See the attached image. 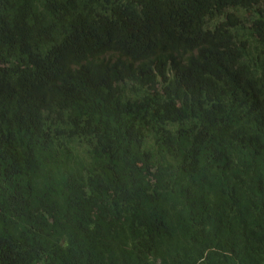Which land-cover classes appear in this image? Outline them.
I'll return each mask as SVG.
<instances>
[{
  "label": "trees",
  "instance_id": "obj_1",
  "mask_svg": "<svg viewBox=\"0 0 264 264\" xmlns=\"http://www.w3.org/2000/svg\"><path fill=\"white\" fill-rule=\"evenodd\" d=\"M0 55V264H264V0H0Z\"/></svg>",
  "mask_w": 264,
  "mask_h": 264
},
{
  "label": "bare ground",
  "instance_id": "obj_2",
  "mask_svg": "<svg viewBox=\"0 0 264 264\" xmlns=\"http://www.w3.org/2000/svg\"><path fill=\"white\" fill-rule=\"evenodd\" d=\"M260 8H261L260 5H259V6H256L255 8H252V9H251V14L253 15L254 13H257L258 10H259ZM224 9H225V11L223 12L222 15L228 17V20L231 19L230 16H233V15H231L233 11H237V12H239V10L242 11L241 14H245L246 16H250V19H251V17H252L251 14H249L247 11H245L244 9L240 8V7L237 6V5H233V4H232V6H228V5H227L226 8H224ZM233 17H234V16H233ZM250 19H249V20H250ZM231 20H232V19H231ZM249 20L246 21V22H241V23L243 24L244 29H245L246 31L248 30V27H249V25H250ZM233 21L236 22V23H239V22H240V19H239V18H237V19H233ZM14 26H15V24H14ZM16 33H17V31H16ZM17 37H18V36H17ZM20 37H21V36H20ZM24 37H26V36H24ZM24 37H23V38H24ZM18 38H19V37H18ZM18 38H17V39H18ZM26 39H27V37H26ZM19 40H21V39H19ZM23 41H24V40H23ZM9 42H10V41H9ZM14 42H16V41H14ZM24 42H25V41H24ZM24 42H22V43L24 44ZM10 43H11V42H10ZM26 43H27V42H26ZM26 43H25V44H26ZM8 44H9V43H8ZM17 44H18V43H17ZM25 44H24V45H25ZM6 45H7V44H6ZM12 45H13V44H12ZM24 45H23V46H24ZM13 46H14V45H13ZM15 46L17 47V46H19V45H15ZM20 46H21V45H20ZM25 46H26V45H25ZM25 46H24V47H25ZM207 47H208L207 45H203V44H201V45H198V46H196V47L190 49V50L187 52L186 56H185L184 62H186L185 60H186L189 56H191V55H195V54L199 53L200 51L204 50V49L207 48ZM10 48H11V47H10ZM14 48H15V47H14ZM22 48H23V47H21V49H22ZM17 49H19V48L17 47ZM23 49L25 50V48H23ZM23 49H22V52H25ZM14 51H15V50H14ZM11 52H12V51H11ZM22 52H20V53L22 54ZM15 53H16V51H15ZM18 53H19V52H17V54H18ZM20 53H19V54H20ZM0 57H1V55H0ZM2 57H3V56H2ZM16 58H20V56H18V57L16 56ZM1 59L3 60V58H1ZM13 59H15V57H14ZM11 61H12V60H11ZM11 61H10V62H11ZM17 61H18V60H17ZM184 62H183V63H184ZM11 63H12V62H11ZM20 63L23 64L22 62H19V63H18V66H19ZM13 64H14V62H13ZM15 65H16V63L14 64V66H15ZM4 66H5V65H4ZM14 66H13V67H14ZM19 67H20V66H19ZM19 67H18V68H19ZM3 69H4V68H3ZM14 69H15V68H14ZM19 69H20V68H19ZM0 71H1V70H0ZM17 71H18V70H17ZM1 72H2V71H1ZM3 72H5V70H4ZM5 74H7V73H5ZM1 76H2V73H1ZM3 76H4V75H3ZM7 77H8V76H7ZM14 77H15V76H14ZM2 78H3V77H2ZM4 79H5V78H4ZM6 79L8 80L9 78H6ZM12 79L15 80V78H12ZM12 79H11V80H12ZM16 79H17V78H16ZM11 80H10V81H11ZM5 83H6V82H5ZM8 83H9V82H8ZM8 83H7V84H8ZM36 113H37V112H36ZM38 113H39V112H38ZM40 114H41V111H40ZM46 114H47V113H46ZM47 116H48V115H47ZM45 118H46V117H45ZM48 118H49V117H48ZM48 118H47V119H48ZM57 120H58V119H57ZM49 121L52 122L53 120H49ZM55 121H56V119H55ZM39 151H40V150H39ZM39 151H37V152H39ZM41 153H42V152H41ZM41 153H40V154H41ZM44 153H45V152H44ZM46 153H47V152H46ZM31 154H32V153H31ZM49 154H50V152H49ZM42 155H43V153H42ZM42 155L40 156L41 159H42V158H45L44 156H45L46 154H45L43 157H42ZM47 155H48V154H47ZM53 155H54V154H53ZM35 156L37 157L36 154H35ZM48 156H49V155H48ZM38 157H39V156H38ZM38 157H37V158H38ZM49 157H50V156H49ZM32 158H33V157H32ZM37 158H36V159H37ZM33 159H34V158H33ZM38 159H39V158H38ZM47 159H48V157H47ZM49 159H50V158H49ZM52 159H53V158H52ZM31 160H32V159H31ZM42 160H45V159H42ZM48 161H49V160H48ZM50 161H53V160L50 159ZM55 162H56V161L54 160V162H52L51 165L53 166V164H54ZM32 163H34V162L32 161ZM40 163H41V161H40ZM37 164H38V163H37ZM49 164H50V163H49ZM49 164H48V165H49ZM30 165H31V164H30ZM34 165L36 166V161H35ZM38 165H40V164H38ZM43 165H44V164H43ZM32 166H33V165H32ZM45 166H46V165H45ZM38 167H39V166H38ZM49 167H50V166H49ZM32 168H33V167H32ZM39 168H41V167H39ZM42 168H43V166H42ZM42 168H41V169H42ZM47 168H48V166H47ZM50 168H51V167H50ZM50 168H49V169H50ZM35 169H36V168H35ZM24 171H27V170H24ZM32 171H33V170H32ZM32 171H31V172H32ZM37 171H38V168H37ZM39 171H40V170H39ZM39 171H38V172H39ZM45 171H46V170H44V172H45ZM48 171H49V170H48ZM34 172H36V171H34ZM42 172H43V171H42ZM40 174H43V173L40 172ZM45 175H46V174H44V176H45Z\"/></svg>",
  "mask_w": 264,
  "mask_h": 264
},
{
  "label": "rangeland",
  "instance_id": "obj_3",
  "mask_svg": "<svg viewBox=\"0 0 264 264\" xmlns=\"http://www.w3.org/2000/svg\"><path fill=\"white\" fill-rule=\"evenodd\" d=\"M241 13H242L241 10H239V12L233 11L231 15L234 16V19L239 18L240 22H246V21H248L250 19V16H246L245 14H241Z\"/></svg>",
  "mask_w": 264,
  "mask_h": 264
}]
</instances>
